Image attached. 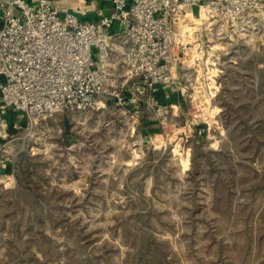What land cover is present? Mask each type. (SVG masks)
<instances>
[{
  "label": "rangeland",
  "instance_id": "1",
  "mask_svg": "<svg viewBox=\"0 0 264 264\" xmlns=\"http://www.w3.org/2000/svg\"><path fill=\"white\" fill-rule=\"evenodd\" d=\"M205 34L134 132L106 109L16 134L0 264H264V22Z\"/></svg>",
  "mask_w": 264,
  "mask_h": 264
},
{
  "label": "built area",
  "instance_id": "2",
  "mask_svg": "<svg viewBox=\"0 0 264 264\" xmlns=\"http://www.w3.org/2000/svg\"><path fill=\"white\" fill-rule=\"evenodd\" d=\"M105 1L107 13L80 20L63 2L0 0V167L11 168L1 182L14 183L16 134L106 109L134 132L142 100L162 114L160 97L201 68L203 31L222 44L264 22V0Z\"/></svg>",
  "mask_w": 264,
  "mask_h": 264
},
{
  "label": "crops",
  "instance_id": "3",
  "mask_svg": "<svg viewBox=\"0 0 264 264\" xmlns=\"http://www.w3.org/2000/svg\"><path fill=\"white\" fill-rule=\"evenodd\" d=\"M30 3H35L37 0H28ZM56 2H63L66 4L68 10L72 12L74 15L77 16L80 20H91L96 17V11L102 10L104 13H107L110 10V3L105 0H85L84 2H74V1H62V0H51ZM159 102L163 105H173L176 103V100L171 98H164L160 97ZM142 105H146L145 101H141V103L138 105L139 109L142 107ZM141 112V111H140ZM142 113V112H141ZM70 115H67L66 118H68ZM141 122H145L146 120L142 117V114L139 115ZM50 123V122H49ZM10 167L8 165H4L0 167V173H9ZM14 176H15V165H14Z\"/></svg>",
  "mask_w": 264,
  "mask_h": 264
}]
</instances>
